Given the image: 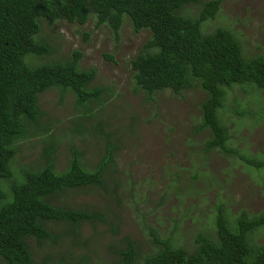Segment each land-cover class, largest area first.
Wrapping results in <instances>:
<instances>
[{
	"label": "trees",
	"instance_id": "1",
	"mask_svg": "<svg viewBox=\"0 0 264 264\" xmlns=\"http://www.w3.org/2000/svg\"><path fill=\"white\" fill-rule=\"evenodd\" d=\"M225 1L204 3L195 18L185 10L202 0H0V264H62L54 259L38 260L36 248L45 243L57 247L68 238H81L84 228L97 220L89 208L70 206L62 197L85 188L100 187L106 192L107 178L117 177L111 174L117 170V158L124 148L109 123L93 121L104 111L108 92L95 84L96 69L81 68L82 53L71 57L62 52L54 35L45 39L44 24L52 26L62 20L85 26L94 18L119 37L130 20L135 33L148 34L129 60L131 84L134 82L135 92L144 93L143 103L155 102L162 93L201 91V123L191 127L187 143L195 146L200 140L204 154L219 152L242 161L241 167L264 170V160L230 146L231 128L220 117V111L227 110L228 90L234 86L254 87L264 94V54L246 56L238 33L229 26L203 31V24L218 17ZM104 58L115 62L112 54L106 53ZM49 90H58L61 100L71 94L86 113L88 124L79 127L83 139L92 133L108 137L104 153L94 165L83 149L74 146L65 152L66 168L59 170L57 144L42 153L38 168L21 162L14 165L18 143L31 130L41 135L47 129L42 96ZM110 91L119 106L118 116L131 109L120 103L125 94L115 87ZM237 115L250 118V127L264 122L263 109ZM203 131L208 132L204 140L198 136ZM3 181L9 192L3 190ZM215 215L211 225L194 226L200 231L195 233L192 251L174 244V233L181 232L182 219H178L168 234L150 229L155 249L147 255L139 249L140 240L126 237L114 264H264V242L253 237L264 231V212L254 216L243 212L230 220L231 211L220 208ZM208 229L216 233L206 232Z\"/></svg>",
	"mask_w": 264,
	"mask_h": 264
},
{
	"label": "rangeland",
	"instance_id": "2",
	"mask_svg": "<svg viewBox=\"0 0 264 264\" xmlns=\"http://www.w3.org/2000/svg\"><path fill=\"white\" fill-rule=\"evenodd\" d=\"M209 1L212 0H202L198 6L186 8V15L199 17L203 4ZM220 13L216 19L203 24L205 33L229 26L238 33L246 56L264 54V0H226ZM49 35L55 36L61 51L69 56L82 53L81 68L96 69L95 84L108 92L104 96V111L93 121L97 123L101 119L109 123L115 139H120L124 148L120 159L117 158L119 166L111 174L117 177L107 178L106 192L100 187L85 188L62 197L70 206L89 208L97 215V220L84 228L81 238H68L57 247L52 243L37 247L38 260L114 264L119 260L118 253L126 237L140 240L139 249L147 255L155 249L150 229L158 228L168 234L174 230L178 219H182L181 232L174 233V244L192 251L196 247L195 233L200 231L194 226L211 225L217 209H229L230 220L243 212L249 216L264 212V170L241 167L242 161L219 152L204 154L200 140L195 146L187 143L191 127L201 123V91H186L180 95L162 93L155 102L145 104L144 93L135 92L129 60L145 44L147 33H135L128 20L121 35L116 37L110 27L99 26L91 18L85 26L62 20L53 22L52 26L44 24L42 36L47 39ZM106 53L112 54L115 62L105 60ZM59 55L62 56L60 50ZM112 87L125 94L120 103L131 106L123 115H117L119 106L110 91ZM228 92L227 110L220 111V117L231 128L230 146L264 160V122L250 127V118L237 115L248 110H264V94L247 86H234ZM42 105L47 129L41 135L31 130L18 143L14 165L21 162L33 168L42 166V153L55 144L60 149L59 170L66 168L65 152L71 147L75 149L74 146L83 149L90 165H94L93 161L104 153L108 137L92 133L86 140L82 138L79 127L88 122L73 96L68 94L61 100L58 90H49L42 96ZM207 133L203 131L198 136L204 140ZM5 184L3 181V190L9 192ZM207 231L216 233L214 229ZM253 237L263 243L264 231L256 232Z\"/></svg>",
	"mask_w": 264,
	"mask_h": 264
}]
</instances>
